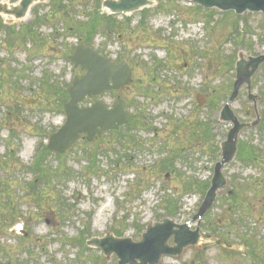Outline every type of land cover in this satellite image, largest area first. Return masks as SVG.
I'll return each instance as SVG.
<instances>
[{"label": "rangeland", "instance_id": "374dc122", "mask_svg": "<svg viewBox=\"0 0 264 264\" xmlns=\"http://www.w3.org/2000/svg\"><path fill=\"white\" fill-rule=\"evenodd\" d=\"M98 1L82 0L76 4L75 19L87 24V14L98 7ZM151 1L154 5L148 8L144 31L137 27L140 14L136 13L129 30L122 32L121 37L101 32L93 36L96 47L125 56L130 63L134 86L121 98L135 101L141 113L137 115L146 119L145 127L137 126L130 133L138 147L121 146L117 143L118 136L106 133L88 145L84 141L76 142L61 158L51 154L43 164H49L57 172L69 168L74 175L59 185L51 183L47 200L41 203L28 197V188L35 177L32 166L38 154L37 146L39 142L46 146L44 135L57 131L65 121L63 112L52 105L54 98L44 95L41 83L46 75L69 84L78 74L64 55L81 35L67 34V28L74 24L57 19L42 26L40 32L47 40L39 52L30 45L9 50L0 39L3 68L15 69L16 73L26 76L20 81L12 77L11 81L16 82L12 99L8 91L15 83L8 81L4 87L7 95L0 93V216L11 219L6 222L7 226L16 220L11 231L6 229L5 234L0 233V264H9L3 250L8 251L13 264H117L115 255L106 260L99 250L86 248L84 241L107 234L137 240L149 223L170 218L185 224L196 213L201 196L197 192L189 193L192 182L180 180L176 171L184 174V178L206 180L212 174L215 160L209 153L202 154L201 146L207 147L200 141L201 133L193 137L194 141L187 137L190 131L185 128L186 124L191 125L195 119L212 122L219 117L231 92L237 52L258 56L264 50V15L237 16L214 11L207 16L200 10L195 11L186 1ZM45 2L33 6L27 18L16 25L27 24L35 19L34 14L46 11L48 8H43L50 1ZM139 86L148 87L149 93L139 94ZM252 90L258 96L264 93V64L252 78ZM198 95L206 98L205 104L199 107ZM107 99L111 102L112 96L103 101ZM209 102L215 108L212 111ZM16 107L19 113H8ZM230 107L235 114H244L248 109L254 117V107L261 113L264 111V100L252 103L242 87ZM212 126L214 134L225 140L230 127L222 122ZM39 129L44 132L42 135ZM187 139L192 143L186 148ZM181 149L183 153L174 157L175 168L159 171L160 164ZM85 151H96V164L89 163ZM75 194L78 196L74 201ZM53 200H58L60 205ZM166 200L172 203L170 213L165 210ZM22 226L27 231L31 229L29 236L21 237ZM252 226L256 237L264 243V229ZM4 227L0 221V231ZM78 239L82 242L78 243ZM216 251L211 249L208 253L210 260L207 256L206 260L201 257L202 263L195 264L203 261L228 264ZM195 255L188 252L178 260L163 258L160 264H188Z\"/></svg>", "mask_w": 264, "mask_h": 264}, {"label": "water", "instance_id": "95a60500", "mask_svg": "<svg viewBox=\"0 0 264 264\" xmlns=\"http://www.w3.org/2000/svg\"><path fill=\"white\" fill-rule=\"evenodd\" d=\"M8 1L0 2V16L7 18L6 24L12 25L26 18L31 6L36 1L42 2L43 0H19L16 5H9ZM188 1L205 9H217L221 12L233 11L237 15H242L245 12L264 14V0ZM153 4L150 0H104L102 9L112 15H130L144 8L152 7ZM70 62L75 67L80 65L83 70H86V73L81 78H74L68 89L69 101L64 105L66 122L58 132L49 137L47 149L58 154H63L81 134H86V139L93 141L103 131L117 129L126 122L123 102H119L110 110L100 102L87 108H79L78 103L86 97L98 95L105 90H114L127 85L131 80L127 64L125 62L116 65L110 64L105 58L91 51L88 44L84 48L79 46L70 57ZM263 62L264 51L258 57L246 56L243 52L238 55L233 91L219 113L221 121H231L234 127L229 131L227 141L222 144L225 152L224 159L216 164V177H214L213 186L199 211L200 215L211 205L215 191L223 185L220 169L225 162L232 159L238 133L245 126L237 122L230 109V104L236 99L242 85H246L248 98L255 100V96L251 94V78ZM202 103L199 101V104ZM73 199L76 200L77 197ZM171 237L174 246H169ZM198 243L197 231L189 232L185 225H177L170 219H163L161 223L150 224L138 242H133L130 238L120 239L107 234L103 238H92L87 242V245L102 250L106 257L115 254L118 264H158L162 256L180 255L184 249Z\"/></svg>", "mask_w": 264, "mask_h": 264}, {"label": "flooded vegetation", "instance_id": "af4514ba", "mask_svg": "<svg viewBox=\"0 0 264 264\" xmlns=\"http://www.w3.org/2000/svg\"><path fill=\"white\" fill-rule=\"evenodd\" d=\"M77 71L78 76L83 75L81 69H77ZM129 88L127 86L117 91L104 92L96 99L104 100L105 97L112 96L111 102H113L115 99L121 98L124 92H128ZM125 101L127 102L126 111L130 114V101L126 99ZM105 102L111 105L110 99ZM235 115L243 124L257 120L256 115L254 119L252 114ZM127 118L129 121V117ZM261 118V124L245 128L240 132L233 159L224 164L220 170L225 182L224 187L218 190L215 201L202 216L200 223H191V231L198 227L202 239L208 240V243H204L199 252L202 259L206 260V256L209 259L210 250L216 249L218 257L228 264H264V243L259 241L258 236L256 237L255 228L252 226L260 227L259 230L264 229V114H261ZM226 125L231 127L230 124ZM226 135L227 132L225 139ZM206 141L203 136L202 144L206 145L207 149L202 146V154L209 153ZM222 155L223 151L219 146L217 160H221ZM212 177L213 174L210 178L205 177L206 180L194 179L202 182L205 187L204 191H208V182L210 183ZM204 191L200 195V199L202 198L200 201L206 196ZM194 215L190 218H193ZM8 220L11 219H3L0 216V221H3L5 225ZM9 223L0 231L1 234H5L6 229L11 231L15 225L14 221ZM22 230L23 236L30 235L31 229L27 231L22 226ZM194 251L190 249L188 252L193 253ZM2 253L8 258V263L13 264V259L8 251L3 250ZM189 263L193 264V261L191 260ZM203 264H207L206 261H203Z\"/></svg>", "mask_w": 264, "mask_h": 264}, {"label": "trees", "instance_id": "16d2710c", "mask_svg": "<svg viewBox=\"0 0 264 264\" xmlns=\"http://www.w3.org/2000/svg\"><path fill=\"white\" fill-rule=\"evenodd\" d=\"M65 1H68V4H66ZM72 2L73 0H64L61 3V0H55L54 5H53L54 6L53 15L60 14L61 19H67L71 22H74V26H73L74 33H76L77 35L83 36L85 40H90L94 36V34H96L99 31L107 32V33H111L113 31L115 32L120 31L121 26L117 23L116 20L111 19V18L103 19L99 15L98 11H93L90 14H87L85 12L87 16L89 17V21L87 24L81 23V21H78L77 19H75L78 12L76 11L75 7L71 6ZM0 32H5V43L11 48H13L18 42H22L21 39L25 35L31 37L33 40H36L38 38L35 31L33 30L32 32L30 27H27L26 31L24 29V30H20L16 32V31H13L12 28L4 27L2 26V24H0ZM1 85L2 83H0V87ZM46 91L51 100H52V97L54 98V101L52 104L54 108L57 110H61L62 104L64 103L66 99V83L54 81L52 80V78L49 77V82L47 83ZM217 95H219V93H217ZM211 105L212 103L210 102V110L212 111L215 108L213 105L212 106ZM136 125H137V121H134L133 127H135ZM199 128L202 130V135L204 136V139L207 140V142L209 143L210 150L212 152L217 151L218 140H217V136L213 132V126L211 125V122L210 121L209 123L200 122L196 124L195 131ZM125 138L126 136H121L120 139H125ZM130 142H133V141H130ZM95 155H96L95 152L90 154V160L92 163H94ZM172 159L174 161L173 157H171L169 161H164V163L161 165V171H167L170 169L172 164L171 165H168V164L171 163ZM36 171L39 175L43 173L38 163L34 165V172L36 173ZM72 175H73V172L69 168H65L63 172H54L51 176H49L46 173L45 174L46 179L40 182L39 187L36 188L35 185L32 184L29 186V190L31 189L37 192V194L39 195L35 197L40 199L41 197H43L44 188H49L51 183L54 182V179L57 180V184H59L61 183L59 182L60 180L70 179ZM42 176L43 175H41V177ZM165 202H166L165 210H167L166 211L167 213H170L171 208H172V203L170 200L169 201L167 200ZM53 203L60 205L57 201L56 202L53 201Z\"/></svg>", "mask_w": 264, "mask_h": 264}]
</instances>
